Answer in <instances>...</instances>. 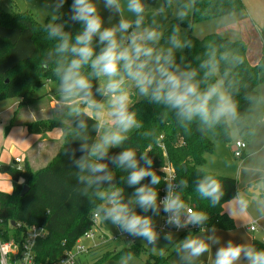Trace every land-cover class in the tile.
<instances>
[{"label":"clouds","instance_id":"obj_1","mask_svg":"<svg viewBox=\"0 0 264 264\" xmlns=\"http://www.w3.org/2000/svg\"><path fill=\"white\" fill-rule=\"evenodd\" d=\"M66 2L48 0L51 22L45 30L53 44L47 61L54 65L52 71L58 80L57 110L73 120L75 136L81 141L82 155L76 158L73 153L70 157L77 170L80 194H92L99 201L92 210V219L110 221L121 231L143 237L149 243L157 241L159 233L152 216L138 213L137 208L154 214L162 210L168 214L165 222L177 228L203 225L207 214L189 207L172 190L174 185L168 184L167 195L159 197L155 186L160 184L161 177L152 168L153 160L147 154L150 149L137 154L136 148L125 147L111 158L116 169L125 174L122 179L134 187L127 200L123 189L111 183L114 175L104 158L111 149L125 144L130 130L141 127L132 109L138 99L161 107L165 118L171 114L185 129L195 124L201 131L212 130L254 119L253 115L246 117L241 113L234 98L237 86L228 67L236 63L237 57L227 52L218 56L216 49L211 48L196 67L184 63L182 56L178 63L176 52L192 46L191 41L182 37L179 24L173 25L166 42L161 43L165 30L156 17L167 15L171 9L175 19L183 22L192 11L194 0H164L151 12L150 21L147 0H72L68 21L56 23L64 15L60 9ZM102 8L110 13L108 21L118 16V22L106 26ZM69 21L79 23V30H66ZM46 66L47 63L42 64ZM246 99L253 112L264 106V96L248 95ZM85 118L94 119L93 127L99 132L91 143ZM146 177L148 183L141 184ZM171 178L172 172L168 171V179ZM186 183L181 180L179 185L184 187ZM195 190L213 205L224 195L221 184L212 175L199 179ZM237 200L238 211L243 213L246 201L240 197ZM165 238L171 241L173 236L168 233ZM219 242L214 234L189 235L175 247L184 264H194L205 253L209 254L211 264H264V250L231 241L219 247L213 259L211 245ZM12 251L11 242H0V264ZM129 259L130 256L122 259L120 264H128Z\"/></svg>","mask_w":264,"mask_h":264},{"label":"trees","instance_id":"obj_2","mask_svg":"<svg viewBox=\"0 0 264 264\" xmlns=\"http://www.w3.org/2000/svg\"><path fill=\"white\" fill-rule=\"evenodd\" d=\"M159 1L147 0V3L148 6H154ZM71 2L72 0H67L65 3L67 12L56 23L68 21L71 15ZM11 9L10 12L5 11L0 2V100L19 99L22 104L27 105L34 103L35 98L33 99L32 95L47 83H54L58 87V80L52 71L54 65L47 61L53 42L47 38L45 30V25L49 21L43 25L37 21L31 11H20L15 6ZM244 10L245 5L242 0H194L189 16L183 22L175 20L174 25L179 24L182 28H189L192 33L197 23L231 16ZM79 28V23L71 21L66 26V30L73 33ZM171 29L166 33L165 40ZM187 40L191 41L192 46L185 48L183 53L176 54L178 63L182 56L184 63L196 67L200 60L205 58L206 51L211 48L216 49L218 56L221 52H227L237 57L236 63L230 65L228 71L237 86L234 98L238 101L241 113L246 116L252 108L246 97L260 96L257 89L259 85L264 84V45L259 63L252 66L247 60V45L241 40L232 41L220 34H211L203 39L190 34ZM45 63L47 66L42 67ZM223 68L222 63L221 71ZM132 109L137 113L141 127L132 129L125 144L113 148L110 157L117 155L125 147L136 148L137 154L150 149L147 154L153 160L152 168L161 177L160 184L155 186L159 197L165 186L160 169L165 164H172L176 172L175 193L180 195L189 207L203 211L208 216V220L201 227L205 230L235 229L233 219L224 212V205L235 199L238 194L236 179L210 173L204 169L206 156L215 151L216 143L231 142L229 125L201 131L193 124L185 129L171 114L165 118L161 107L150 104L144 99L133 103ZM85 119L88 125L87 135L91 143L99 132L93 127L94 119ZM26 126L32 134H44L61 128L65 132L64 142L51 163L38 171L25 167V172L21 173L15 167L0 165V172L9 174L13 180L12 193H0V216L26 227L36 225L47 230L46 238L37 242L35 250L40 262L52 264L61 258L64 252L72 250L76 241L93 228L92 210L99 201L94 195L82 196L79 191L81 186L75 178L77 170L70 159L73 153L76 158L82 155L79 151L81 141L75 136L73 120L71 119V124L68 125L59 118L53 117L30 122ZM236 126L241 138L252 133V127L246 119ZM109 169L115 176V186L123 189V195L127 200L133 195L134 187L126 184L122 179L125 174L116 169L113 163ZM204 175L214 176L221 184L224 195L215 205L208 199H202L195 190L198 180ZM20 178L25 180L24 184L19 183ZM148 179L146 177L141 184L148 183ZM181 180L187 182L184 187L179 185ZM262 184L264 195V179ZM24 186L29 190L22 196ZM136 211L152 216L154 223L158 219V214H154L151 210L145 213L137 208ZM253 247L264 250V244L259 241H254ZM142 252L144 250L136 243L119 252L113 250L112 243H108L91 251L89 256L95 258L92 264H105L113 259L137 257ZM174 253L161 256L150 254L147 264H169Z\"/></svg>","mask_w":264,"mask_h":264},{"label":"crops","instance_id":"obj_3","mask_svg":"<svg viewBox=\"0 0 264 264\" xmlns=\"http://www.w3.org/2000/svg\"><path fill=\"white\" fill-rule=\"evenodd\" d=\"M45 1L46 3L42 0H11V8L15 6L20 11H29L28 9L38 3L47 4L48 7V0ZM260 45V53L253 55L250 53L249 46L247 45V60L252 66L257 65L262 56L264 41H261L259 43V46ZM47 86L48 85H45L42 89L46 90ZM53 88L54 86H52V89ZM54 89L55 92L57 91L56 93H58V88ZM55 98L49 100L46 107L43 108L41 106V113L38 111V106L36 107L35 104L32 106H26L25 104H22L19 99L0 100V165L4 164L14 167L15 158H22L25 167L30 168L32 171H38L48 166L58 155L65 137L63 129L56 128L44 134H32L26 126L30 122L50 119L53 117H57L70 125L71 119L63 116V114L57 110L60 97ZM249 115L258 116L261 123L260 125L263 126L264 106L259 107L255 112H253V108H251L247 112L246 117ZM240 140L243 139L240 137L235 139V141L231 140L230 143L224 146L225 150L227 149L229 152H235V144ZM221 143L222 142L216 143L214 153H216L218 149H222L220 148V145H222ZM214 153L207 155L206 158L213 157ZM261 154H264V150L261 148L256 149L253 146V143L251 145L250 143L246 144L244 157ZM206 165L207 171L214 174H224L223 170L226 169V163L215 158H211V163L210 160L209 162L207 161ZM247 178L248 180H246L244 184H241L240 175L237 177L238 194L235 199L224 205V212L233 219L235 229H210L196 234L202 237L214 234L220 238L219 244L211 245V255L213 259L216 250L229 241L235 244H248L252 247L254 241H259L264 244V195L262 184V180L264 179V169L249 172ZM24 182L25 180L23 178L19 180L20 184H24ZM12 191V177L9 174H3L0 172V193L11 194ZM237 197L243 198L246 201L247 208L243 213L238 211ZM251 226H255L256 230L251 231ZM181 236L183 237L177 240V243L186 238V235ZM154 244H156V242ZM112 248H114L113 244ZM174 254L176 255L170 258L169 264H184L181 259L182 254L177 251ZM194 264H211L209 254H203L194 262Z\"/></svg>","mask_w":264,"mask_h":264},{"label":"rangeland","instance_id":"obj_4","mask_svg":"<svg viewBox=\"0 0 264 264\" xmlns=\"http://www.w3.org/2000/svg\"><path fill=\"white\" fill-rule=\"evenodd\" d=\"M42 1L46 3L45 0ZM242 1L245 5V10L243 12L227 17H221L211 21L197 23L194 25L192 29V33L189 28L180 27L182 37L187 39L188 36L192 34L194 37L198 39H203L204 37L211 34H220L224 37L229 38L232 41H239V40L244 41L245 44L249 46V51L252 55L260 53L261 45L259 46V43L261 41H264L263 40L264 39V0H242ZM1 2H2V7L5 11L10 12L12 10L11 0H1ZM163 3L164 0H160L156 5L149 6V16H148L149 21L151 20V12L154 11ZM28 10L33 13V15L35 16V18L39 23L44 25L48 21L51 22V9L47 7V4L38 3ZM60 11L66 14L67 7L65 4L60 9ZM101 11H102V15L105 18L106 26L107 23L118 22L119 20L118 16H114L111 21H108V17L110 13L107 12L106 10H103V8L101 9ZM156 19L157 22L164 28L165 35L172 28L176 20L175 17L172 15L171 9L168 10L167 15L157 16ZM165 42L166 40L161 41L162 44H164ZM184 51L185 49L178 50L176 54L183 53ZM46 85H48L46 87V90L41 88V90L37 91L34 95H32V98L33 99L35 98L34 103L27 104L26 106H32L35 104L36 107L38 106V111L40 112V109H42V107L43 108L46 107L47 102L49 100L55 97H59V94L56 93L57 91L55 92L54 89L58 87L54 83L49 82ZM52 86H54L53 89ZM257 90L261 96H264V84L259 85ZM97 98L100 99L99 94H97ZM139 100L141 99H138L135 102ZM254 117L255 118L252 120L246 119L247 123L252 127V133L250 135L244 136L242 139L245 141L246 144L250 143L251 145L253 143V146L256 149L261 148L262 150H264V122H263V126H261L260 119H258V116H254ZM229 127H230L231 140L235 141V139L241 137L236 125H229ZM130 131L127 133V136L130 135ZM221 144L222 145H220L221 146L220 148L222 149H218L216 153H214L215 152L214 151L213 157L206 158V163L207 161L209 162V160L211 163V158L222 160L226 163V169L223 170L224 174L221 175L217 174V175L230 177L236 180L237 177H239L240 175L241 184H244V182L248 180L247 177L249 175V172L264 169V154L253 155V156L248 155L243 158H238L234 155L233 151L229 152L227 151V149L225 150L224 146H226L228 143L222 142ZM104 162L108 163L109 166H112L110 152L108 156L104 158ZM206 163L204 165V169L207 171ZM111 183L115 185V176ZM158 221L159 218L155 222L156 223L155 225H157ZM99 227L101 232L108 233L111 237H115L119 234V229L115 225H113L110 221L109 223L108 222L101 223ZM171 234L173 236V239L171 241L167 240L165 236H161L158 237L156 244H151L147 242L143 237H137L135 243L138 244L140 248L144 250V252H142V254L137 257H131V259L128 260V264H147V261L150 258V254L155 256H161L163 254L168 255L174 253V251L176 250L175 245L177 244V240H179L183 236L177 233H171ZM87 244H89V242H87L86 245ZM112 244L114 247L113 250L119 252L131 243L123 239H120L113 241ZM176 254H174L173 256H175ZM126 258L128 257H123L117 260L116 259L109 260L106 262V264H120L121 260ZM81 260L83 264H92L95 262V258H92V256H88V255L83 256Z\"/></svg>","mask_w":264,"mask_h":264},{"label":"built area","instance_id":"obj_5","mask_svg":"<svg viewBox=\"0 0 264 264\" xmlns=\"http://www.w3.org/2000/svg\"><path fill=\"white\" fill-rule=\"evenodd\" d=\"M246 149V143L243 140L236 142L234 155L238 158L244 157V151ZM15 168L21 172H25V166L23 165L22 158H15ZM167 170V171H166ZM168 171L172 172V178L168 179ZM160 173L163 176L164 188L162 189L161 199L167 195L168 184L174 185L172 189L174 192L177 189L176 172L172 164H165ZM21 179V178H20ZM1 208V200H0ZM168 214L162 210L158 214L160 221L154 226L159 233L158 237L166 236L168 233H177L180 235L197 234L205 229L201 225H191L185 228H177L173 225H169L165 222V218ZM93 221V228L87 231L82 237H80L70 251L64 252L63 256L52 264H83L81 258L86 255H90V252L98 248L100 245L113 243V241L123 239L129 243H135L138 236L132 235L128 232L121 231L115 237H111L108 233L100 231V224L109 221ZM45 230L43 227L36 225L23 226L22 224L15 223L0 216V242H11L14 251L10 252L4 257V264H43L39 261L36 253V244L39 240L46 238L48 232L38 235L41 230ZM251 231H255L256 227L251 226ZM89 244L86 245V243ZM156 242V241H155ZM154 242V243H155ZM151 243V244H154Z\"/></svg>","mask_w":264,"mask_h":264},{"label":"water","instance_id":"obj_6","mask_svg":"<svg viewBox=\"0 0 264 264\" xmlns=\"http://www.w3.org/2000/svg\"><path fill=\"white\" fill-rule=\"evenodd\" d=\"M28 190H29L28 187L24 186L23 191H22V196H24L28 192ZM130 246H131V244L128 245V247H130Z\"/></svg>","mask_w":264,"mask_h":264}]
</instances>
